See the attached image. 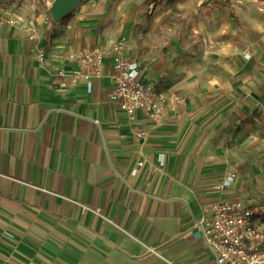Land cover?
<instances>
[{"label":"crops","instance_id":"obj_1","mask_svg":"<svg viewBox=\"0 0 264 264\" xmlns=\"http://www.w3.org/2000/svg\"><path fill=\"white\" fill-rule=\"evenodd\" d=\"M25 1L0 0V264H213L194 224L213 202L233 197L205 185L235 171L218 172L225 130L211 105L222 96L201 102L187 86L159 83L131 44L124 56L138 64L140 81L187 104L165 108L156 121L138 113L130 123L109 100V58L89 90L83 81L62 88L57 75L76 69L81 49L116 40L78 34L74 46L58 49L57 27L25 15ZM259 28L248 40L263 52ZM258 69L240 93L262 100L264 124ZM196 153L210 165L202 174Z\"/></svg>","mask_w":264,"mask_h":264},{"label":"rangeland","instance_id":"obj_2","mask_svg":"<svg viewBox=\"0 0 264 264\" xmlns=\"http://www.w3.org/2000/svg\"><path fill=\"white\" fill-rule=\"evenodd\" d=\"M55 1L27 0L22 11L30 17H46L53 32L57 27L58 49L74 46L78 34L106 41L124 38L159 83L179 92L187 86L201 102L206 101L204 94L210 99L222 96L211 105L220 113L219 129L225 130V136L219 135L218 172L233 166L235 178L227 187V174L205 185L208 191L224 190L243 204L264 200L262 100L240 93L253 68L258 66L264 76V50L256 52L248 40L252 26H259L253 31L264 36L262 0H244L243 4L236 0H79L70 29L61 28L52 18L49 9ZM257 91L263 93L264 84ZM193 157L202 174L210 165L199 153Z\"/></svg>","mask_w":264,"mask_h":264},{"label":"built area","instance_id":"obj_3","mask_svg":"<svg viewBox=\"0 0 264 264\" xmlns=\"http://www.w3.org/2000/svg\"><path fill=\"white\" fill-rule=\"evenodd\" d=\"M127 46L123 38L81 49L75 59V70L57 72L63 79L61 87L76 86L83 81L89 90L93 80L104 77L105 61L109 58L113 69L109 100L120 108L128 122H134L138 113L156 121L165 108L185 106V97L140 81L138 64L124 56ZM43 59L40 50L38 60L43 62ZM141 166L142 163H138V167ZM227 176L224 187L235 178L234 173ZM194 229L201 232L213 264H264V200L243 204L232 198L219 199L203 211Z\"/></svg>","mask_w":264,"mask_h":264},{"label":"water","instance_id":"obj_4","mask_svg":"<svg viewBox=\"0 0 264 264\" xmlns=\"http://www.w3.org/2000/svg\"><path fill=\"white\" fill-rule=\"evenodd\" d=\"M79 0H58L52 3L49 11L56 23H60L67 15L72 14L76 9ZM198 237H201V232L195 233Z\"/></svg>","mask_w":264,"mask_h":264},{"label":"trees","instance_id":"obj_5","mask_svg":"<svg viewBox=\"0 0 264 264\" xmlns=\"http://www.w3.org/2000/svg\"><path fill=\"white\" fill-rule=\"evenodd\" d=\"M171 2H176V1H181V0H170ZM71 16H72V14H69V15H67L61 22H60V24L62 25V24H64V25H67V23L70 21V19H71Z\"/></svg>","mask_w":264,"mask_h":264}]
</instances>
